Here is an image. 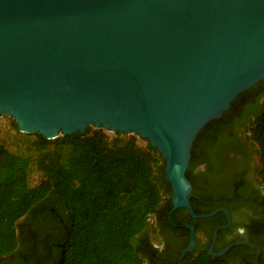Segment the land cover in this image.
<instances>
[{
  "label": "water",
  "instance_id": "1",
  "mask_svg": "<svg viewBox=\"0 0 264 264\" xmlns=\"http://www.w3.org/2000/svg\"><path fill=\"white\" fill-rule=\"evenodd\" d=\"M261 81L264 0H0V119L47 140L88 127L147 140L192 219L228 216L190 204L198 134Z\"/></svg>",
  "mask_w": 264,
  "mask_h": 264
},
{
  "label": "trees",
  "instance_id": "2",
  "mask_svg": "<svg viewBox=\"0 0 264 264\" xmlns=\"http://www.w3.org/2000/svg\"><path fill=\"white\" fill-rule=\"evenodd\" d=\"M3 118L14 134L9 145L0 141V255L15 250L17 221L52 200L68 231L64 264H151L161 242L159 225L152 220L164 201L167 213L172 209L166 162L157 149L136 135L111 136L93 127L47 140L21 133L13 119ZM230 141L243 156L239 165L256 160L254 172L264 186V81L200 131L186 177L191 180L194 168L208 161L204 155L216 157ZM190 203L197 215L212 212ZM203 220L189 217L194 225ZM190 264L229 263L204 250Z\"/></svg>",
  "mask_w": 264,
  "mask_h": 264
},
{
  "label": "flooded vegetation",
  "instance_id": "3",
  "mask_svg": "<svg viewBox=\"0 0 264 264\" xmlns=\"http://www.w3.org/2000/svg\"><path fill=\"white\" fill-rule=\"evenodd\" d=\"M237 137L240 139L241 134ZM237 151L238 147L231 141L220 146L216 157L204 155L208 161L194 168L191 180L186 177L192 185L189 201L199 211L223 209L228 216L218 212L198 225L191 224L185 208L173 209L171 189V211L167 213L169 204L164 201L152 220L159 225L161 242L151 264H190L200 251L210 253L212 245L213 252L219 253L232 244L223 256L213 257L229 264H264V186L254 172L256 160L239 165L238 160L243 156L240 158ZM161 184L167 186L165 182ZM228 220V228L219 229ZM16 224L17 246L12 252L0 255V264H57L61 253L57 250H62L68 231L61 210L52 200L35 205ZM190 227L194 228L195 246L182 255L191 243ZM240 242L248 244L235 245Z\"/></svg>",
  "mask_w": 264,
  "mask_h": 264
},
{
  "label": "rangeland",
  "instance_id": "4",
  "mask_svg": "<svg viewBox=\"0 0 264 264\" xmlns=\"http://www.w3.org/2000/svg\"><path fill=\"white\" fill-rule=\"evenodd\" d=\"M11 126L8 120L5 118L0 119V141H5L6 143L10 142L9 137L14 134V131L10 130ZM108 133V132H107ZM109 135L113 136V133H108Z\"/></svg>",
  "mask_w": 264,
  "mask_h": 264
}]
</instances>
